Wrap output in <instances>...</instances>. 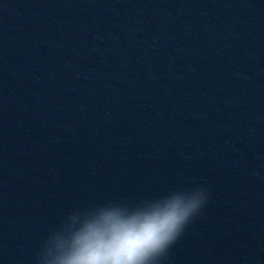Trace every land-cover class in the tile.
<instances>
[{
	"label": "water",
	"instance_id": "95a60500",
	"mask_svg": "<svg viewBox=\"0 0 264 264\" xmlns=\"http://www.w3.org/2000/svg\"><path fill=\"white\" fill-rule=\"evenodd\" d=\"M189 186L164 264H264V0H0V264Z\"/></svg>",
	"mask_w": 264,
	"mask_h": 264
},
{
	"label": "clouds",
	"instance_id": "9594fccd",
	"mask_svg": "<svg viewBox=\"0 0 264 264\" xmlns=\"http://www.w3.org/2000/svg\"><path fill=\"white\" fill-rule=\"evenodd\" d=\"M209 198L206 187L189 186L72 212L43 241L35 264H164Z\"/></svg>",
	"mask_w": 264,
	"mask_h": 264
}]
</instances>
